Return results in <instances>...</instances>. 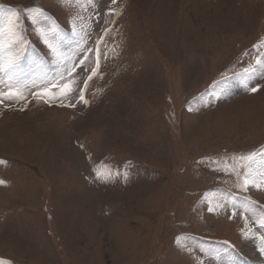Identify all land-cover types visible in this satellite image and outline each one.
Returning a JSON list of instances; mask_svg holds the SVG:
<instances>
[{
    "label": "rangeland",
    "instance_id": "1",
    "mask_svg": "<svg viewBox=\"0 0 264 264\" xmlns=\"http://www.w3.org/2000/svg\"><path fill=\"white\" fill-rule=\"evenodd\" d=\"M0 6L64 37L54 62L24 18V98L0 103L3 264H264V179L238 187L237 159L264 156V0Z\"/></svg>",
    "mask_w": 264,
    "mask_h": 264
},
{
    "label": "snow or ice",
    "instance_id": "2",
    "mask_svg": "<svg viewBox=\"0 0 264 264\" xmlns=\"http://www.w3.org/2000/svg\"><path fill=\"white\" fill-rule=\"evenodd\" d=\"M65 2H71V0H65ZM115 3V0H113ZM30 20L33 29L37 36L41 39L42 43L47 46L50 50V54L56 58L57 62L63 56L60 51L61 46L64 43V37L60 34L57 26L53 22V18L50 17L42 8H29V9H14V8H4L0 6V84H5L4 77L7 78V91L4 88H0V103L3 99H23V94L20 91L19 84L22 75V62L29 58V48L31 47V42L27 39L25 35V28L23 25L24 18ZM33 55H36L33 51ZM257 64L259 68L251 69L252 72L264 73V60L257 59ZM91 77H89L90 79ZM15 89V90H14ZM70 90V89H69ZM253 92L257 91V88L251 89ZM87 101H85L86 103ZM257 154L252 152L246 156L238 157L239 160L248 161L250 165L255 167H249L241 177L242 183L238 187L243 190H247L249 184H256L254 176L259 173L262 179H264V156L259 160L256 159ZM0 163H6L0 160ZM233 170L234 169H230ZM240 176V173H236ZM100 173H98V176ZM127 173H125V177ZM250 177H253L250 179ZM4 181L0 180V184ZM209 211L214 209L209 207ZM249 211H254L249 208ZM260 223L264 224V216H261ZM244 238H249L253 235L251 229L242 232ZM178 243L180 238H177ZM226 248L225 252L231 248L228 242H224ZM260 250L264 252V237L260 238ZM213 255H220L219 251L213 250ZM3 264V261H0Z\"/></svg>",
    "mask_w": 264,
    "mask_h": 264
},
{
    "label": "bare ground",
    "instance_id": "3",
    "mask_svg": "<svg viewBox=\"0 0 264 264\" xmlns=\"http://www.w3.org/2000/svg\"><path fill=\"white\" fill-rule=\"evenodd\" d=\"M124 225V224H123ZM119 226H120V223H119ZM125 227V226H124ZM116 229V228H115ZM126 229V228H125ZM117 230V229H116ZM116 232V231H115ZM122 235V234H121ZM118 236V235H117ZM127 237H129V236H127ZM117 239V238H116ZM120 240H121V238H120ZM119 244V243H118ZM122 247V246H121ZM125 248V247H124Z\"/></svg>",
    "mask_w": 264,
    "mask_h": 264
}]
</instances>
